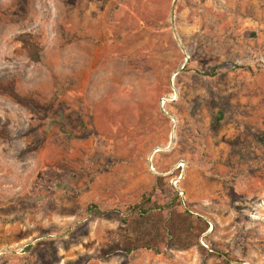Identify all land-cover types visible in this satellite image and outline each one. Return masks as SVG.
<instances>
[{"label": "rangeland", "instance_id": "obj_1", "mask_svg": "<svg viewBox=\"0 0 264 264\" xmlns=\"http://www.w3.org/2000/svg\"><path fill=\"white\" fill-rule=\"evenodd\" d=\"M148 191L208 252L123 251ZM228 263L264 264V0H0V264Z\"/></svg>", "mask_w": 264, "mask_h": 264}, {"label": "trees", "instance_id": "obj_2", "mask_svg": "<svg viewBox=\"0 0 264 264\" xmlns=\"http://www.w3.org/2000/svg\"><path fill=\"white\" fill-rule=\"evenodd\" d=\"M27 54L33 62L40 60L37 43L32 40L27 43ZM217 68H212L207 74L214 75ZM230 68L243 67L231 65ZM218 121L219 115L215 117L213 128H217ZM180 203L177 195L159 203L153 198V192L148 191L142 194L138 202L125 206L118 214L122 223L119 243L123 251L129 254L139 250H151L159 254L166 248L199 245V237L208 228L207 222L201 216L180 208ZM92 207L95 205L91 204L88 209ZM199 247L208 252L205 246Z\"/></svg>", "mask_w": 264, "mask_h": 264}, {"label": "built area", "instance_id": "obj_3", "mask_svg": "<svg viewBox=\"0 0 264 264\" xmlns=\"http://www.w3.org/2000/svg\"><path fill=\"white\" fill-rule=\"evenodd\" d=\"M179 176L174 179L173 184H176L179 181V179H180ZM201 244L204 245V246H206L205 243L202 240H201Z\"/></svg>", "mask_w": 264, "mask_h": 264}, {"label": "bare ground", "instance_id": "obj_4", "mask_svg": "<svg viewBox=\"0 0 264 264\" xmlns=\"http://www.w3.org/2000/svg\"><path fill=\"white\" fill-rule=\"evenodd\" d=\"M163 103H164V102H163ZM156 151H160V148H157V149L155 150V152H156ZM150 160H152V158H150ZM180 166H184V163L181 162V163L179 164V167H180Z\"/></svg>", "mask_w": 264, "mask_h": 264}]
</instances>
